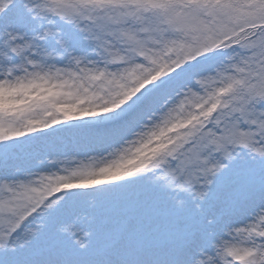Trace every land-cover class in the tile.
<instances>
[{
    "label": "snow or ice",
    "instance_id": "1",
    "mask_svg": "<svg viewBox=\"0 0 264 264\" xmlns=\"http://www.w3.org/2000/svg\"><path fill=\"white\" fill-rule=\"evenodd\" d=\"M0 264H264V0H0Z\"/></svg>",
    "mask_w": 264,
    "mask_h": 264
}]
</instances>
